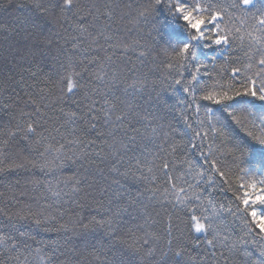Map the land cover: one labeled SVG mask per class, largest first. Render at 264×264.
<instances>
[{
  "label": "trees",
  "instance_id": "16d2710c",
  "mask_svg": "<svg viewBox=\"0 0 264 264\" xmlns=\"http://www.w3.org/2000/svg\"><path fill=\"white\" fill-rule=\"evenodd\" d=\"M42 2L47 6L49 0ZM181 2L185 0H168L170 4ZM208 2L209 0H187L190 8L196 3ZM211 3L218 5L224 12L223 20L217 22L220 30L218 33L211 22L203 24L201 26L203 38L192 41L195 45L194 56L191 53L179 55L180 44L189 42L191 36L198 33L188 28L186 22L180 20L179 15L170 10V5L161 3L153 8L150 7L153 0H78L81 11L78 15L70 14L68 22L57 18V22L53 23L51 19L41 17L38 21L39 33L32 27L28 28L29 33L38 42L42 43L45 38L52 40L51 46L45 48V58L40 60L29 57L17 63L10 55L5 59L7 55L5 50L24 44L22 39L24 34L18 35L21 22L36 20L39 13L33 8V0H0V83L6 81L8 85L5 90L0 91V168H3V171H0V209H4V212H0V233L12 236L19 232L30 234L35 237V242H29L33 250L44 248L53 241L63 243L64 233L44 231L45 227H55V224L36 226L30 219L19 222L9 219V215L18 210L37 212L41 206L54 203L56 197L53 191L63 189L64 181L77 175V167L71 163H66L59 169L54 168L51 172L31 165L16 166L23 163L25 158L28 161L37 160L38 154L45 151L46 143H52L56 148L65 143L59 134L53 133L54 140L49 139L44 144L30 146V141L38 140L41 134L48 136L44 128L53 126V121L47 120L53 114L50 108L42 110L41 118L47 122L43 127L37 128V134L31 136L29 141H25L22 134H17L16 124L20 110L32 113L35 108L25 103L28 97L24 90L14 83L21 75L25 79L28 78V73L22 72V69L32 71L38 69V86L49 89L53 96L61 95V89L66 90V82L60 79L64 75L60 63L65 61L62 57L59 63L52 60L61 44L66 53H74L76 71L83 67L88 68V72L82 74L80 83L89 87L96 86L98 82L94 81L89 73L100 71L103 64V70L109 76H115L112 80L113 95L108 97L112 103L123 108L131 102L141 115H150L153 118L147 129L141 124L135 125L140 129V134L130 146L126 157L127 163L121 166V171H124L130 164L135 176L130 173L127 177L120 178L119 190L125 194V200L122 201L125 205L128 197L135 198L137 193H143L142 199L154 195L151 201L154 210L146 224L143 216L134 208L128 207L127 211L121 213L120 227L115 237L107 236L101 229H94L81 235L68 233L71 236L68 247L75 251L69 252L66 256H59L56 264L66 260L70 261V264H96L90 253L100 248L98 241L110 249L107 260H123L125 264H185L189 256L193 264H200L201 258L211 261V249L204 243V234L194 232L192 235L200 239V244L188 245L183 256L176 255L167 247H157L153 256L147 255V250L153 243L146 233L156 232L163 236L169 216L175 220L179 214L186 221L187 217L177 213L173 205L179 204L178 197L193 200V192L202 197L201 203L197 205L200 210L192 213L200 217L201 222L206 223L205 217L211 215L214 209L217 212L223 211L221 205L224 208H231L233 212L239 209L236 217L227 213L223 217L227 229L224 234L229 235L232 240H238L243 235L240 221H250L252 211L264 215V204L256 202L245 207L241 203L244 193L253 191L250 186L242 188L241 185L256 183V192L249 196L250 200H255L256 194L264 195V192L260 191L264 189V184L261 183L264 181V144L248 136V132L257 136L264 134V126L260 124L264 122V100L241 95L226 105H215L212 101L202 99L208 93L232 94L233 91H243L246 84L250 86L251 80L256 81L257 88L260 87L261 80L264 79V66L259 63L264 58L262 55L264 27L259 21L264 20V0H253L251 6L242 5L241 0H211ZM234 3L240 4V7L233 8ZM93 4L104 13L98 20H93L91 15H85ZM109 10L112 12L110 18L107 16ZM196 14L209 15L206 11ZM73 24L85 26L91 34L80 37L82 46L89 49L83 54L72 50L73 41L68 40L65 43L52 35L59 32L62 37H79V33L72 28ZM102 25H108L104 35L110 39L105 40L103 36H99L96 43H93L92 37L98 36ZM218 34L228 36V43L216 45L214 40ZM106 56H110L111 61L105 60ZM233 68L238 70L235 76L232 74ZM9 76L11 79H8ZM46 76L47 80L44 79ZM193 77L196 79L193 80ZM176 80H180L181 83H175ZM134 81L135 87H129ZM185 87H189L190 92L186 93ZM82 95L83 92L71 97L63 107L75 110L72 101H79ZM17 97L20 98V102L14 109L10 111L2 109L4 103H10ZM181 101L184 103H180ZM189 102L192 103V107H189ZM197 105L199 111L196 110ZM60 106L59 103L56 104L57 109ZM240 107L250 109L252 115L247 118L241 117L242 126L235 124L226 111L229 108ZM205 109H212L211 115L220 117V122L231 141L246 150L239 168L233 164L230 155V149L233 147L231 143L221 142L211 133L204 139L195 135L196 131H200L201 134L208 131L209 113H206ZM152 129L156 130L155 134ZM100 130L99 127L86 129L85 136L99 143L97 137ZM61 132L66 134L63 128ZM66 138L71 139V136ZM209 145H212L213 153L210 157L207 156ZM57 155L55 151L46 152L45 159H52ZM212 159L218 161V166L222 170H230L231 190H227V186L221 183V179L215 173H211L215 183L209 185L206 182L210 172L207 160ZM56 163L59 164V160ZM165 164L168 165L166 169ZM99 166L105 167L103 163ZM93 180L97 191L83 197V207L64 205L67 215L63 219L53 213L59 223L69 220V217L75 219L77 215L87 223L89 218L97 215L96 204L101 198L98 189L103 181L100 174H95ZM34 181L40 183L34 184ZM48 182H52V191L47 188ZM134 236L137 238L135 241ZM117 237L127 243H121ZM145 241L149 243L145 244ZM133 242L140 249L138 253L127 246ZM246 247L253 254L252 259H260L259 249L255 245L248 244ZM6 255L7 253L0 254V261L3 264H16L14 260L7 261ZM29 260H35L34 252L29 255ZM107 260L101 257L103 264H107Z\"/></svg>",
  "mask_w": 264,
  "mask_h": 264
},
{
  "label": "snow or ice",
  "instance_id": "6c2138e0",
  "mask_svg": "<svg viewBox=\"0 0 264 264\" xmlns=\"http://www.w3.org/2000/svg\"><path fill=\"white\" fill-rule=\"evenodd\" d=\"M242 5L251 6L253 0H241ZM164 3L166 6H171V11L179 15V19L186 22V26L190 29L196 30L198 35H192L189 42L180 44L179 55L185 53H191L194 56L195 45L192 41H198L203 38V32L201 26L203 24L211 22L215 25L217 32L219 33V23L224 17V12L218 5L211 3H196L194 7H189L187 0L181 3H168V0H153V4L150 7H156ZM109 7V6H106ZM233 8L240 7V4L234 3ZM33 8L35 12L39 13V17L36 20H25L21 22L20 28L18 29V35L23 33L22 39L24 44L22 46L11 47L6 49L7 56H12L17 63L24 61L31 57L32 59L39 58L43 60L45 58V48L50 47L52 44L51 39L45 38L42 43L38 42L35 37L29 33L28 28L32 27L36 29L37 33L40 31L39 19H51L53 23L57 22V18L60 21L68 22L70 14L78 15L81 11L78 0H49L48 5L42 2V0H33ZM208 12L209 15L196 14L197 12ZM55 13V16H53ZM95 4L88 8L85 15H91L93 20H98L100 15H103ZM112 15L111 10L107 12V16L110 18ZM260 25L264 27V20L259 21ZM108 25H102L101 31L98 36L92 37V42L96 43L99 36H103L105 40L110 39L109 36L104 35ZM72 28L74 31L79 33V37L76 36H65L62 37L59 32L52 33L57 40H63L65 43L68 40L73 41L71 44L72 50L79 51L81 54L89 51L88 48L82 46L80 37L85 35H91L88 33V29L80 24H73ZM214 43L221 45L222 43H228V36L218 34L215 37ZM144 55V53H141ZM264 55V53H262ZM61 57L65 63H60V67L64 69V75L61 76V81L66 82V90L61 89V95L53 96L51 91L47 88H40L38 69L32 71L31 69H22V72L28 73V78L25 79L23 75L16 81L25 95L28 97L26 104L34 106L35 111L32 113H25L22 109L19 113V120L16 124L17 134H22L25 141H29L31 136L37 134V128L43 127L46 120L41 118L43 109H52V116L48 117L47 120L53 121L51 128H44V131L48 133V136L40 135L38 140L30 141V146L44 144L45 141L55 137L53 133L59 134L62 139L65 140L64 144H61L59 148L54 147L52 143L44 144L45 151L38 154L37 160L28 161L25 158L24 162L16 165L17 167H25L31 165L39 167L41 170L51 172L54 168L59 169L66 163H71L77 167V175L69 177L64 181V188L59 191H53V195L56 197L54 203H49L46 206H41L39 211L33 212L18 210L13 215H9L10 220L17 222L30 219L36 226L44 224H55V227H45L44 231H56L58 233H64L63 243L59 241H53L50 245H46L44 248L32 249L30 241L35 242V237L25 232H19L17 235H7L0 233V254L7 253V261H15L16 264H56L59 256H66L69 252H74V249L68 247L72 235H81L94 229H101L109 237H115L120 227V216L122 212L128 210V207L134 208L141 216L144 217L145 223L147 224L149 219L152 217L153 208L151 201L154 199V195L147 199H142L143 193H137L136 197H128L126 205L122 203L125 200V194L119 189L121 187L122 177H127L130 173L135 176L132 172V167L129 164L121 171V166L127 163L126 157L130 151V146L136 141V136L140 134V129L137 128L136 124H141L145 129L150 126V121L153 119L150 115H141L137 108L131 103H127L123 108L118 107L115 103L108 98L113 95L112 92V80L115 76H109L104 71V65L100 66V71L96 73H89V76L98 82L96 86L89 87L87 84L80 83L82 74L88 72L87 67H83L80 71L75 70L76 61L74 60V53H66L61 44L58 48L57 55L52 57L55 63H59ZM105 60L111 61L110 56H106ZM92 61H89L91 63ZM11 63V61H9ZM261 66H264V58L259 61ZM66 65V66H65ZM171 68L172 65H169ZM232 74L235 76L238 74V70L233 68ZM260 75V74H258ZM75 77V79H73ZM8 79H11L9 76ZM45 80L48 77H44ZM193 80L196 78L193 77ZM175 83L180 84V80H176ZM136 82L134 81L129 87H135ZM8 87L7 82L0 83V91L5 90ZM141 87L143 84L141 83ZM127 91V90H125ZM186 93L190 92L189 87H185ZM83 92V95L79 97V101L73 100L72 103L75 105V110L72 108L65 109L63 104L71 99L73 96H77ZM193 93V99H194ZM247 95L256 97L260 100H264V79L261 80L260 87L257 88L255 80L250 81V86L246 84L243 91H233L232 94L228 92L208 93L202 97L203 100L212 101L215 105H226L229 101H232L235 97ZM97 97L98 99H94ZM20 102V98L10 103H4L2 109L10 111L16 107ZM99 102V107L97 103ZM59 103L61 106L57 109L56 104ZM180 103H184L181 101ZM189 107H192V103L189 102ZM196 110L199 111V105L196 106ZM208 116V131L201 134L200 131H196V136H201L202 139L207 138L209 134H213L221 142L227 141L233 145L230 149V155L233 164H242V159L245 155L246 150L239 145L234 144L224 126L220 122V117L217 115H211L212 109H205ZM232 121L237 125H243L241 117H252L251 110L246 107H240L237 109H226ZM187 120V117H185ZM203 123V122H201ZM264 126V122L260 123ZM99 127L101 130L98 133L96 140H89L85 136L86 129H95ZM66 130V134L61 132V129ZM155 134V129H152ZM67 136H71V139H67ZM255 141L264 144V134L254 135L252 132H248ZM212 145H209V151L207 156L213 155L211 151ZM55 151L58 155L52 159H45V153ZM128 159H131L128 157ZM59 160V164L56 161ZM210 164V172L206 177V182L209 185L215 183L214 177L211 173H215L220 179L223 185L227 186V190H231L230 185V170H222L218 166V161L215 159L207 160ZM103 163L105 167L99 165ZM137 166L139 162L137 161ZM167 164L164 165L166 169ZM3 171V168H0ZM151 171V169H149ZM95 174H100L102 185L98 189L100 193V199L96 204L97 215L92 216L88 219L87 223L83 222V218L76 216L75 219L69 217V220L64 223L57 221L56 213L61 219L64 218L67 213L64 210V205H75L76 207H83V197L89 195L91 192L97 191L93 177ZM203 175V173H198ZM147 179L146 177H141ZM155 179V177H153ZM34 184H39V181H34ZM264 184V181H261ZM252 188V192H245L241 198V203L247 207L249 204L259 202L264 204V195L256 194L255 200H250L249 196L256 192L257 185L252 183L251 185H241L242 188ZM47 188L52 191V182H48ZM224 190V189H222ZM182 191V190H181ZM264 192V189H260ZM193 200L188 201L186 198L180 199L178 205H173V208L177 213H182L184 217H187L185 221L181 215H176L175 220L172 216H169L167 220V227L163 236L156 232L146 233L153 243L152 247L147 250L148 256H153L157 247H167L169 250L174 251L176 255L183 256L185 249L188 245L198 246L200 239L194 237L192 233L204 234V243L211 249L212 260L208 261L205 258H201L200 264H264V215H259L256 211L250 213L251 220H241V232L243 235L238 240H232L229 235L224 234L227 229L224 226V215L237 216V212H233L231 208H224L221 205L223 211L217 212L215 209L205 217L206 223L201 222L200 217L192 214L195 211H199L200 208L197 206L201 203V195L193 192ZM211 204V200L208 201ZM0 212H4V209H0ZM8 215L7 213H5ZM99 217V218H98ZM177 233L178 235H174ZM210 237V238H209ZM251 237V239H248ZM117 239L121 243H127ZM137 239L135 236L133 240ZM162 242V243H161ZM100 245L99 249H94L90 255L96 264H103L101 257H105L107 260L109 248H106L102 242H97ZM149 241H145L148 244ZM248 244L255 245L259 249L260 259H252V253L248 251L246 247ZM132 249L133 252L138 253L140 249L137 247L135 242L127 245ZM47 249V251H45ZM35 253V260H29V255ZM28 253V255H25ZM43 253V254H42ZM166 254V253H164ZM115 255V253H113ZM23 256V259L21 257ZM0 264H3L0 261ZM60 264H70V261H61ZM107 264H125L123 260H107ZM185 264H193L192 258L189 256Z\"/></svg>",
  "mask_w": 264,
  "mask_h": 264
}]
</instances>
